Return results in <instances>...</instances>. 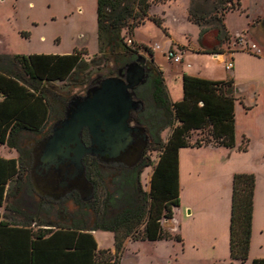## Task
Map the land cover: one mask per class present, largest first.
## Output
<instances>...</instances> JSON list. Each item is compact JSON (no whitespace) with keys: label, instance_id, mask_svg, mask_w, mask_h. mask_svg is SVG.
<instances>
[{"label":"trees","instance_id":"trees-1","mask_svg":"<svg viewBox=\"0 0 264 264\" xmlns=\"http://www.w3.org/2000/svg\"><path fill=\"white\" fill-rule=\"evenodd\" d=\"M167 1L170 0H96L98 60L85 62L79 52L0 55V145L17 154L15 159L0 157V208L6 207L5 200L13 187L33 198L29 186L35 154L24 145L25 140L36 136L45 138L50 134L55 123L64 118L74 89L85 88L94 75H113L136 62L141 53L147 55L145 60L155 68L156 74H150L134 91L140 105L130 113L129 119L145 130L148 143L144 153L148 156L151 152L157 153L155 163L147 156L128 179L123 180L122 175L113 177L109 187L102 183V164L94 157H85L83 165L95 190L89 204L94 213L91 226L81 228L76 224L63 226L44 222L47 225L42 224L36 229L33 225L22 224L34 243L51 233H68L71 238L58 239L65 242L71 239L73 247L69 248L73 251H0V264H119L127 239L181 242V238L171 235L162 223L163 220H172L174 209L180 203L179 150L234 149L235 104L239 103L244 110L249 108L243 105L240 95L235 94L236 85L231 78L211 81L183 75L182 99L176 103L170 101L162 72L153 63L151 49L132 41L133 30L146 21L162 27V18L150 15V9ZM206 6H209L208 10L204 8ZM236 10H240L238 1L233 4L232 0H190L187 20L200 30L202 53H221L220 45L230 41L224 28L225 17ZM211 30L215 31L217 43L208 45L204 43V36ZM127 40L131 44H127ZM110 63L113 66L109 67ZM56 83L67 84L71 89L58 95L54 87ZM166 129L169 135L163 142L160 134ZM82 136L87 145L85 131ZM238 150L245 152L246 147ZM105 168L119 169L114 165ZM145 168H151L148 190H144L140 183V174ZM254 190L253 175H233L228 229L230 262L245 264L248 258ZM102 191L107 193L104 201L99 197ZM12 199L15 202L16 197ZM45 204L49 205L47 209H44ZM55 205L54 201L40 199L36 213L48 215ZM10 225L12 223L0 216V232ZM96 230L113 234V253L96 250L89 233ZM252 264H264V259L253 260Z\"/></svg>","mask_w":264,"mask_h":264},{"label":"rangeland","instance_id":"rangeland-1","mask_svg":"<svg viewBox=\"0 0 264 264\" xmlns=\"http://www.w3.org/2000/svg\"><path fill=\"white\" fill-rule=\"evenodd\" d=\"M237 1L240 10L229 12L224 20L225 32L231 39L220 46L222 51L233 53L236 86L245 88L252 81L259 83L255 105L249 111L235 105L234 149L181 150L180 203L174 218L179 222L182 244L136 242L127 245L125 251L123 249L119 264L120 261L121 264H228L231 182L233 175L240 173L251 174L255 179L250 251L252 254L264 252V59L248 52L244 43H236L242 36L245 42L263 50L258 39L263 37L264 0H232V3ZM189 6V0H170L154 5L151 13L162 18V27L146 21L133 30L136 44L151 48L153 63L162 72L165 86L177 94L181 92L182 82L173 73V62L167 56L169 51L180 56L181 63L177 67L187 75L226 79L230 74L224 68L230 61L228 53L218 63L210 54L200 51V30L187 20ZM95 8L96 0H0V55L79 52L85 62L97 59ZM204 8L208 10L209 6ZM249 20L253 21L250 26ZM214 36L215 31L208 32L204 43L216 44ZM140 55L148 59L146 54ZM54 87L58 95L71 89L62 83H56ZM73 93L84 96L77 89ZM168 135L167 129L161 132V140L165 142ZM24 145L28 146L29 140L26 139ZM243 147H246L245 152L238 150ZM12 153L16 154L9 147L0 145L1 157ZM148 157L153 163L157 161L156 152H151ZM150 176L151 168L142 170L140 183L144 190H148ZM11 189L5 200L6 207L0 209L5 220L35 228L44 222L56 221L54 213L47 216L34 213V199L16 187ZM69 209H73L72 205ZM223 218L227 220L226 225ZM94 238L99 250L112 248L111 232L98 230L94 232Z\"/></svg>","mask_w":264,"mask_h":264},{"label":"water","instance_id":"water-1","mask_svg":"<svg viewBox=\"0 0 264 264\" xmlns=\"http://www.w3.org/2000/svg\"><path fill=\"white\" fill-rule=\"evenodd\" d=\"M150 74H156L155 68L139 56L136 62L113 75H94L84 96L70 104L64 118L52 128L46 139L39 158L43 174L51 166L57 169L67 163L74 169L68 180L75 183L84 172L83 159L87 156L102 158L107 155L115 159L129 146L136 145L135 157H141L146 137L136 135L141 126L130 122L129 117L140 105L134 91ZM96 78L99 81L94 84ZM234 92L245 95L246 101L253 105L256 85L251 82L245 88L235 86ZM83 131L88 139L87 145L81 138Z\"/></svg>","mask_w":264,"mask_h":264},{"label":"flooded vegetation","instance_id":"flooded-vegetation-1","mask_svg":"<svg viewBox=\"0 0 264 264\" xmlns=\"http://www.w3.org/2000/svg\"><path fill=\"white\" fill-rule=\"evenodd\" d=\"M261 26L264 36V22L261 24ZM98 81L99 78H96L94 79L93 83L96 84ZM77 90L79 93L85 94V92L88 90V87ZM82 97L79 94L77 95L73 93V97H71L68 103L66 113L70 109V104L75 100L81 99ZM129 121L132 122L130 119ZM58 122H56L55 125ZM143 134L146 137V141L143 145V153L141 157H135L136 153L138 152V148L136 145H131L126 149L124 153H121L115 159H111L107 155L102 158H96L103 166L101 179L102 183L106 187L110 186L109 182L112 181L113 177L118 178L122 175L123 180L128 179L129 174L135 171L136 167L147 158L148 155L144 153V150L148 143V137L145 133L144 128L141 127V131L136 135ZM48 136L45 138H42L40 136L27 138V140H29V150L34 151L35 154L29 186L32 190L34 199V213L37 210L40 199H48L56 203L54 209L50 213H54L56 221H49V223H67V225L76 224L81 228H89L94 219V213L92 209L89 208V204L95 195V190L91 184V178L87 176L86 168L84 166V172L78 182L73 183L71 180H68V177L72 175L74 169L67 163L59 166V168L57 169L51 166L50 170L44 175L43 171L40 169L41 162L39 161V158L42 147ZM81 138L84 143L87 142V140H85L83 136H81ZM109 165L117 166L119 169L108 170L105 167ZM134 175H136V172L134 173ZM132 176L133 175H131V177ZM135 180L136 176L134 177V181ZM105 192L102 191L99 193L100 200L102 201L106 200L107 198V193ZM26 205L28 206L29 204ZM69 205H72V210L69 209ZM48 207L49 205L45 204L44 209H47ZM41 214L47 216L45 213Z\"/></svg>","mask_w":264,"mask_h":264},{"label":"crops","instance_id":"crops-1","mask_svg":"<svg viewBox=\"0 0 264 264\" xmlns=\"http://www.w3.org/2000/svg\"><path fill=\"white\" fill-rule=\"evenodd\" d=\"M189 2H190V0H189ZM150 15H155V14L151 13V10H150ZM263 20H264V18H263ZM248 22H249V26H250L253 21L249 20ZM242 31H244V30H242ZM245 33H247V32H245ZM248 35H250V34H248ZM229 36H231V35H229ZM258 40H259V45L261 47H263V50H261L260 48L256 47L259 52L258 53H253V54L258 56L259 58L262 57L264 59V36L261 39H258ZM132 41L134 43H136L133 37H132ZM226 53H228V52H224V51L221 50L220 54H215V55H210V56H212L213 59H216L218 63H221L223 61L224 55ZM64 55H66V54H64ZM229 57H230V59L232 61V68L230 70H226L225 65H224V68H225L226 72L230 73V74H228L226 79H229V78L233 79V77L235 75V73H233V69H234L233 55L232 56L229 55ZM177 65L178 64H174L173 63V73H175L177 75V79L178 80L181 79V82H182V76L183 75H187V74L182 72L181 68L178 69ZM189 76H191V75H189ZM194 77H198V76H194ZM198 78H201V77H198ZM202 79H207V80H211V81H223V80H226V79H209V78H202ZM252 82L255 83V85H256V93H255V98H254V102H256V97L258 96V92H259V83L256 82V81H252ZM166 90H167L169 99H170V101L172 103L179 102L182 99V83H181V92L179 91L178 94L175 93V92L172 93V91H170V88H168V86L166 87ZM240 97H243L242 98L243 105L245 107H248L249 110H251V108L255 104L254 105L248 104L247 101H246L245 95L244 96L240 95ZM236 104H239V103H236ZM249 110H245V111H249ZM234 111H235V107H234ZM235 147H236V145H235ZM186 149H189V148H186ZM200 149H202V148H200ZM223 149H225V148H223ZM181 150H183V149H181ZM181 150H179V153H178L179 182H180V154H181ZM226 150H229V149H226ZM16 156H17V154L14 155L12 153V154L8 155L7 157H2V158H4V159H15ZM179 188H180V184H179ZM177 209L178 208L174 209L172 220H170V221L163 220L162 223H163V228H167L168 232L171 235H178L181 238L179 222L174 218L175 211ZM12 214L15 215L16 217H18L17 214H14V213H12ZM1 219L5 220L2 216H1ZM5 221H7V220H5ZM222 222H224L225 225L227 224V220L225 218L222 219ZM165 224H167V226H165ZM27 228H32V227H27ZM23 229H26V227L22 226V224L21 225L12 224V225H10V226H8L6 228H3L1 230V232H0V251H73V250H71L69 248V247H73V242L71 241V239H69L68 242L61 241L62 240L61 238H65V236L68 237V238H71V236L68 233H51L49 236L45 237L44 240L34 243V242L31 241L32 238L30 237L29 233L25 232ZM96 231H98V230H96ZM96 231L89 232L90 235L92 236L95 244H96V250H98V251H110L111 253H113V251H114V246L113 245H112L111 249H107V250H99L98 249L96 240L94 238V232H96ZM55 236H57V237H55ZM54 238H57V239H54ZM58 238H60L61 240L58 239ZM136 242H148V241H131V240L127 239L125 241V243H124V251H125L127 245L131 246L133 243H136ZM159 242L172 243L173 241L161 240V241L148 242V243H159ZM175 243L181 245L182 244V240H181L180 243L179 242H175ZM80 246H82V245H80ZM68 249H70V250H68ZM250 250H251V240H250V248H249L248 258H247L245 264H252L253 260L264 259V252L261 253V254H256V253L252 254V251H250ZM78 251H83V250L79 249ZM173 261L176 262L177 260H173ZM120 264H121V261H120ZM228 264H238L237 262H230V260H229V252H228Z\"/></svg>","mask_w":264,"mask_h":264},{"label":"built area","instance_id":"built-area-1","mask_svg":"<svg viewBox=\"0 0 264 264\" xmlns=\"http://www.w3.org/2000/svg\"><path fill=\"white\" fill-rule=\"evenodd\" d=\"M127 44H131V41L130 40H127L126 41ZM236 43L237 44H245V47H246V50L248 52H252V53H258L259 51L257 50L256 48V45L255 44H248L247 42H245L244 38L242 36H239L237 39H236ZM228 54L230 56L233 55L232 52H228ZM168 58L174 63V64H179L181 63V58L178 54L174 53L173 51H169L168 54H167ZM225 68L226 70H230L232 68V61L230 59L229 62H227L225 64Z\"/></svg>","mask_w":264,"mask_h":264}]
</instances>
